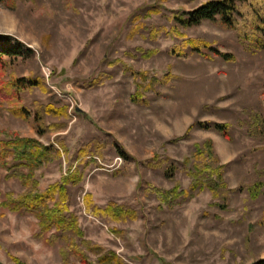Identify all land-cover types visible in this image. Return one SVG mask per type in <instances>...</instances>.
<instances>
[{
  "label": "rangeland",
  "instance_id": "rangeland-1",
  "mask_svg": "<svg viewBox=\"0 0 264 264\" xmlns=\"http://www.w3.org/2000/svg\"><path fill=\"white\" fill-rule=\"evenodd\" d=\"M206 1L0 2V35L23 43L21 55L4 57L1 80L43 78L20 91L28 117L0 97V139L52 144L30 178L18 152L0 162V199L82 176L64 196L82 234L44 230L33 213L1 207V264H79L72 253L64 260L72 239L97 264L111 251L122 260L111 264L264 257V38L246 22L242 32L218 20L178 22ZM239 4L250 15L264 0ZM48 103L58 111L44 114L42 128L34 112ZM111 201L129 211L94 213Z\"/></svg>",
  "mask_w": 264,
  "mask_h": 264
},
{
  "label": "trees",
  "instance_id": "trees-1",
  "mask_svg": "<svg viewBox=\"0 0 264 264\" xmlns=\"http://www.w3.org/2000/svg\"><path fill=\"white\" fill-rule=\"evenodd\" d=\"M2 1L5 0H0V2ZM239 2L244 4L245 0H208L187 11L185 14L177 16V20L186 26L199 24L205 19L218 20L228 27L238 28L240 32L243 31L239 26L240 23L246 22L245 24H247L246 26L250 29L251 33L253 32L264 38V6L260 9H255L250 15H246L245 10L242 9ZM262 45H264V42H262ZM22 47L23 43L20 40L12 41L9 34L0 35V67L5 65V56L12 60V58L21 55L23 53ZM25 49L26 52L32 51L29 47ZM215 51L223 57H233V54L222 52L218 49ZM42 79L41 77L27 78L22 76L6 81L0 78V97L6 98L10 103H13L11 107V112L13 114L21 117H28L30 111L26 107L18 104L20 91L34 85H42ZM55 111L58 110H56L51 103L39 105L34 112V118L39 127H42L44 114L54 113ZM215 127L221 130L224 135H227L226 123H216ZM42 128H38L39 133L43 132ZM51 148L52 144H44L35 137L15 135L14 138L0 139V162L6 164L9 153L13 152V150L18 152L24 157L21 165L27 168V174L25 176L30 178L33 176L35 169L45 159ZM81 178L82 176L80 173L71 171L68 175L63 176L61 181L49 185V187L43 191H27L17 197H12L10 193H7V198L5 200L0 199V208L7 207L12 211L25 210L31 212L39 219V223L44 230H50L52 227H56L63 231L81 235L82 230L78 226L76 217L71 214L69 216L65 214L66 206L64 204V196L67 195V184L70 181L78 182ZM56 194L59 195V199L50 205L49 200H54ZM84 199L86 201V206L88 208L91 207L90 194L86 193ZM93 210L97 215H110L114 219H121L126 212L129 211L113 201L108 202L107 206L104 208L96 206ZM69 247V250H64L63 252L65 261H67L68 255L72 253L79 259V264H97L89 258L88 254L83 249L79 248L73 239L70 241ZM114 260L117 263L122 262L121 258H119L114 251H111L110 254L104 253L98 257V262H100V264H111ZM250 264H264V257Z\"/></svg>",
  "mask_w": 264,
  "mask_h": 264
},
{
  "label": "water",
  "instance_id": "water-1",
  "mask_svg": "<svg viewBox=\"0 0 264 264\" xmlns=\"http://www.w3.org/2000/svg\"><path fill=\"white\" fill-rule=\"evenodd\" d=\"M81 108L80 107H77V110H80Z\"/></svg>",
  "mask_w": 264,
  "mask_h": 264
}]
</instances>
